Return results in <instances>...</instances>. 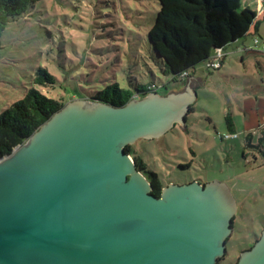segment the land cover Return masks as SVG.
<instances>
[{"label": "water", "instance_id": "95a60500", "mask_svg": "<svg viewBox=\"0 0 264 264\" xmlns=\"http://www.w3.org/2000/svg\"><path fill=\"white\" fill-rule=\"evenodd\" d=\"M75 99L0 157V264H218L237 201L221 181L164 186L125 150L186 121L196 93ZM236 264H264V228Z\"/></svg>", "mask_w": 264, "mask_h": 264}, {"label": "rangeland", "instance_id": "374dc122", "mask_svg": "<svg viewBox=\"0 0 264 264\" xmlns=\"http://www.w3.org/2000/svg\"><path fill=\"white\" fill-rule=\"evenodd\" d=\"M243 5L258 12L257 26L226 47L220 69H209L204 60L189 70L197 79L196 98L183 125L177 122L160 137L132 144L165 186L221 181L231 189L238 211L218 264H236L264 228V157L247 145L246 134L225 138L230 133L225 116L230 114L240 129L242 101L263 78L258 62H264V52H259L264 47V2L244 0ZM158 10L159 0L36 2L0 35V113L31 87L66 103L91 99L114 82L124 88L155 82L163 95L184 91L188 78L173 81L162 72L148 37ZM40 67L56 76L54 85L34 82ZM263 132L253 136V144Z\"/></svg>", "mask_w": 264, "mask_h": 264}, {"label": "trees", "instance_id": "16d2710c", "mask_svg": "<svg viewBox=\"0 0 264 264\" xmlns=\"http://www.w3.org/2000/svg\"><path fill=\"white\" fill-rule=\"evenodd\" d=\"M40 0H0V35L8 22L27 13ZM244 0H159V10L151 26L148 37L154 49L157 62L171 80L183 78L191 68L204 60H209L217 49L239 41L257 26L258 12L243 5ZM264 2V0H261ZM34 82L43 87L54 85L56 76L46 67H40ZM148 85L136 84L134 88L121 87L118 82L107 85L95 92L91 99H98L113 105H124L136 94L146 95L158 90L148 89ZM165 84H163L164 86ZM66 102L47 96L36 87L29 88L25 95L0 113V157L10 154L24 143ZM194 109L190 107V111ZM230 131L234 132L233 118L225 116ZM246 136L249 147H257L264 153V135L253 144L254 135ZM125 150L133 156L136 165L153 186L152 193L160 196L165 186L158 174L147 169L141 156H136L133 145ZM235 220V217H234ZM221 258L220 260H222ZM219 260V261H220Z\"/></svg>", "mask_w": 264, "mask_h": 264}, {"label": "crops", "instance_id": "0c3cea01", "mask_svg": "<svg viewBox=\"0 0 264 264\" xmlns=\"http://www.w3.org/2000/svg\"><path fill=\"white\" fill-rule=\"evenodd\" d=\"M259 2L261 0H258ZM251 31V30H250ZM259 44V43H258ZM257 44V45H258ZM264 48V47H262ZM259 52H264L260 50ZM261 69L263 70V78L261 84H256L250 88H248V93L244 100L242 101L241 105V112L243 114V121H242V127L239 129L237 125L235 124V121L233 119V127L234 132H236L238 135L252 133L253 135H256V133L262 129L264 130V62L259 61L258 62ZM225 62L223 61L222 67L224 66ZM218 70V69H217ZM186 85L191 79L190 88L194 92V85L197 81L196 78L191 77L190 73L186 77H184V80L187 79ZM195 101V100H194ZM195 103V102H193ZM233 118V117H232ZM228 128V126H227ZM229 130V128H228ZM230 131V130H229ZM233 132V131H230ZM264 133V132H263ZM264 157V153L258 150Z\"/></svg>", "mask_w": 264, "mask_h": 264}, {"label": "built area", "instance_id": "2783aa9c", "mask_svg": "<svg viewBox=\"0 0 264 264\" xmlns=\"http://www.w3.org/2000/svg\"><path fill=\"white\" fill-rule=\"evenodd\" d=\"M255 43L258 44L259 43V40L258 38H255ZM262 51H264V48H262ZM226 56L225 52L223 49H217L213 56L208 60L207 62V67L209 69H220L222 67V64H223V60H224V57ZM188 73L185 72L184 73V76H187ZM158 86L153 84L151 86L148 87V89H157ZM238 136V134L236 132H230L229 134H227L225 136V138H236Z\"/></svg>", "mask_w": 264, "mask_h": 264}, {"label": "flooded vegetation", "instance_id": "af4514ba", "mask_svg": "<svg viewBox=\"0 0 264 264\" xmlns=\"http://www.w3.org/2000/svg\"><path fill=\"white\" fill-rule=\"evenodd\" d=\"M138 97H141L142 95H140V94H136ZM135 95V96H136ZM251 135H253V134H251ZM259 150V149H258ZM200 183H202V184H205V183H203V182H200Z\"/></svg>", "mask_w": 264, "mask_h": 264}]
</instances>
